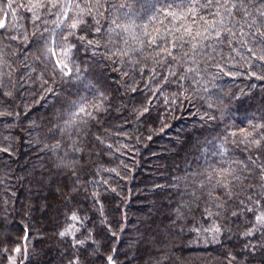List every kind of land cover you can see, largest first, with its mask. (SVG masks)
Instances as JSON below:
<instances>
[{"label": "trees", "instance_id": "obj_1", "mask_svg": "<svg viewBox=\"0 0 264 264\" xmlns=\"http://www.w3.org/2000/svg\"><path fill=\"white\" fill-rule=\"evenodd\" d=\"M57 2L0 0V264H264V61L177 40L188 0Z\"/></svg>", "mask_w": 264, "mask_h": 264}, {"label": "snow or ice", "instance_id": "obj_2", "mask_svg": "<svg viewBox=\"0 0 264 264\" xmlns=\"http://www.w3.org/2000/svg\"><path fill=\"white\" fill-rule=\"evenodd\" d=\"M250 0H188L189 11L180 18L179 26L176 27L175 32L181 33L176 37L177 40L184 41L185 43L190 44L193 51H196L198 48L202 49L203 47H213L227 46L231 49L233 38H237V43L241 48H246L247 52L251 54V56L258 60L264 61V33H259L257 35L256 31L252 30V25L246 19L248 15L247 8L245 7L246 3H249ZM264 3V0H261ZM71 0H69V4ZM68 5H61L57 2V0H28L27 4L21 3L18 5L20 9H27L29 13H32L39 19L38 12L40 9H46L51 7H67ZM8 7L11 8V4H8ZM262 17H264V12L260 13ZM199 16V19H197ZM237 16L240 19H237ZM206 17H210L211 19H207ZM7 18V14H4V19H0V29L6 28L5 20ZM67 19V17H65ZM75 19V17H74ZM243 21V23H241ZM247 25L249 32L245 33L240 31ZM193 26H195V31H193ZM77 27V23H71V29H75ZM183 29V31H181ZM70 34H72L70 32ZM185 36L190 39L185 41ZM193 41H198V43H193ZM171 41L165 40L163 37L161 38L160 47H163L165 43H170ZM252 42L253 47L247 48V43ZM183 45H181L182 47ZM257 52L260 54L257 56ZM55 55V53H52ZM63 55L67 58L68 52H64ZM171 55V52H169ZM57 65L60 64V61H56ZM67 65H63L61 67V71H63ZM81 111H84L81 108ZM147 111V109H145ZM256 131V129H254ZM251 135V133L249 134ZM257 145H259L260 140L255 139L253 141ZM7 152L8 149H2ZM226 187V186H225ZM249 201H252V197H248ZM264 199V194H258L257 199L255 201L256 211L253 212V209L249 208V212H253L256 224L264 227V210H261L260 200ZM235 215V213H233ZM67 220L70 222L68 226L65 228V231L60 232L59 235L61 237L68 236L72 241L73 246L79 245L84 247L86 241L84 239H76V233L80 232V229L84 227V221L80 215L77 214L76 210H73L69 216H67ZM79 225V227L77 226ZM215 231L219 232V229H215ZM115 235V233H113ZM24 241L28 240L27 235L24 236ZM88 239H91V233L88 234ZM94 243V241H93ZM15 253H20L21 248L15 247L13 249ZM27 251V245L25 244V254ZM108 264H115V260L110 255L107 257ZM11 264H16L15 258H12ZM22 264V262H21Z\"/></svg>", "mask_w": 264, "mask_h": 264}, {"label": "rangeland", "instance_id": "obj_3", "mask_svg": "<svg viewBox=\"0 0 264 264\" xmlns=\"http://www.w3.org/2000/svg\"><path fill=\"white\" fill-rule=\"evenodd\" d=\"M16 264H17V261H16Z\"/></svg>", "mask_w": 264, "mask_h": 264}]
</instances>
